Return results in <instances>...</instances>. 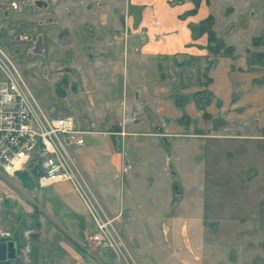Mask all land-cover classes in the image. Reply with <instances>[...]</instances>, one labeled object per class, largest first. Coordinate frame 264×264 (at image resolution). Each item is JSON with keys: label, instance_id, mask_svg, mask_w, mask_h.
Returning <instances> with one entry per match:
<instances>
[{"label": "rangeland", "instance_id": "obj_1", "mask_svg": "<svg viewBox=\"0 0 264 264\" xmlns=\"http://www.w3.org/2000/svg\"><path fill=\"white\" fill-rule=\"evenodd\" d=\"M23 1L0 0V49L47 115H70L81 125L91 117L100 131L109 114L100 104L117 95L101 92L111 65L92 26L123 22L126 0H39L38 9L33 0ZM206 19L193 29L196 35L209 27ZM210 19L214 46L208 55H226ZM81 32L96 46H84ZM135 53L126 47L117 63L120 75ZM208 55L138 67L151 72L152 85L159 76L165 86L153 97L162 99L160 113L168 122L154 124L150 134L160 136L145 138L138 152L133 154L132 145L117 149L114 126L69 148L90 189V208L100 207L113 221L121 254L95 248L94 221L69 182L40 190L33 174L24 171L14 177L0 173V242L16 243V258L0 264L25 259L29 264H196L191 250L212 251L217 258L227 249L231 263L253 264L250 243L256 244V264H264V61L249 63L241 100L235 98L238 106L223 109L212 100ZM85 75L100 89L96 98L93 86L84 85ZM149 110L156 117L154 108ZM30 231L37 233L35 240L27 239ZM238 248L246 251L244 261L237 259Z\"/></svg>", "mask_w": 264, "mask_h": 264}, {"label": "crops", "instance_id": "obj_2", "mask_svg": "<svg viewBox=\"0 0 264 264\" xmlns=\"http://www.w3.org/2000/svg\"><path fill=\"white\" fill-rule=\"evenodd\" d=\"M21 3L24 1L22 0ZM125 4L123 22L120 24L112 22L109 27L107 24L103 26L101 22L92 26L95 32L97 30L101 34L102 47L109 55L108 61L111 65L108 69L110 79L101 92L115 93L117 97L109 98L100 104L102 109L109 111L106 121L100 125L102 126L100 131L97 130L98 124L91 121V117L83 125L75 121L79 128L86 129L93 125L97 132L106 133L108 130H105L104 126H114L115 132H111L113 134L111 137L113 143L119 142L117 149L125 151L126 145H132L133 154L143 148L142 143L146 141L145 138L160 136L150 133L154 124L161 123L165 127L168 123L165 113H160L159 106L164 104L160 103V101L163 102L162 99H154L159 92L165 90V86L160 82L159 76L158 81L152 85L151 72L145 67L138 70V67L149 61L170 62L192 55H208L209 47L214 44L208 42L206 33L196 35L193 30L207 17L213 19L212 31L217 37L216 42L220 43L224 50L230 51V54L219 56L209 54L210 56L207 57L210 62L207 76L211 81L209 89L212 100L219 102L223 109H236L238 106L236 102L241 100L240 95L245 88L246 77L250 75L248 74L251 71L248 69L249 63L256 60L264 61V0H126ZM12 7H16L15 3H12ZM45 8L48 10L50 6L46 4ZM219 23H222L221 29L217 28ZM85 25L83 23L81 30L86 34ZM84 32L79 35V40L83 41L84 46H96L97 41H90ZM83 36L86 38L83 39ZM130 45L136 53L130 54L129 69L120 75L117 63L121 56L125 55L126 47ZM136 62H140V65L136 66ZM83 79L84 85L89 86L87 75ZM94 83H90L93 87L89 88L92 89L96 98L97 90L100 89H96ZM132 93L135 95L133 96ZM95 98L92 100H96ZM155 101L157 105L153 104ZM150 107L154 108V113L157 114L155 118L152 117L153 114H150L152 113L149 110ZM135 108L137 115L132 114ZM94 109H96L95 105ZM140 126L146 129H137ZM124 154H121V158H124ZM118 155L119 153L115 157ZM195 238L201 237L197 235ZM255 245L250 243L249 246L253 248L248 254V259L253 264H256L259 258L254 253ZM211 247L212 243L207 245V249L212 250ZM195 249L197 251L198 246ZM228 250L217 258L212 251L206 255L193 253L192 250L191 253L196 264H230ZM245 254L244 248L237 249L238 260L244 261ZM233 258L235 259L236 255Z\"/></svg>", "mask_w": 264, "mask_h": 264}, {"label": "built area", "instance_id": "obj_3", "mask_svg": "<svg viewBox=\"0 0 264 264\" xmlns=\"http://www.w3.org/2000/svg\"><path fill=\"white\" fill-rule=\"evenodd\" d=\"M0 74V173L14 177L30 171L40 190L53 183L69 182L94 221L91 239L95 248L121 254L122 243L113 230V221L100 207L90 208V189L69 152V148L82 147L86 136L101 132L93 125L79 128L70 115H47L2 49ZM126 168L124 161L121 171Z\"/></svg>", "mask_w": 264, "mask_h": 264}, {"label": "water", "instance_id": "obj_4", "mask_svg": "<svg viewBox=\"0 0 264 264\" xmlns=\"http://www.w3.org/2000/svg\"><path fill=\"white\" fill-rule=\"evenodd\" d=\"M34 4L39 7L41 6V2L34 1ZM44 6V5H42ZM37 238V234L33 231L27 233V239L35 240ZM28 250V247H27ZM16 258V243L14 241L8 242H0V262L3 261H12ZM20 264H29V261L25 259L23 263Z\"/></svg>", "mask_w": 264, "mask_h": 264}, {"label": "trees", "instance_id": "obj_5", "mask_svg": "<svg viewBox=\"0 0 264 264\" xmlns=\"http://www.w3.org/2000/svg\"><path fill=\"white\" fill-rule=\"evenodd\" d=\"M206 22L208 23V25H209V27L208 28H206V29H204L203 27H201V29H200V32H203V33H206L207 35H208V42L209 43H211V41H212V39H214V37H213V34H212V32H211V30H210V28H211V22H212V20L210 19V17H208L207 19H206ZM213 42V41H212ZM222 46V45H221ZM221 46H216V48H220ZM223 48V47H222ZM209 50H210V48H209ZM211 50H213V49H211ZM213 53H214V51H212ZM218 52H216V54H217ZM225 54H230V51L228 50V49H225V52H224ZM215 54V53H214Z\"/></svg>", "mask_w": 264, "mask_h": 264}, {"label": "flooded vegetation", "instance_id": "obj_6", "mask_svg": "<svg viewBox=\"0 0 264 264\" xmlns=\"http://www.w3.org/2000/svg\"><path fill=\"white\" fill-rule=\"evenodd\" d=\"M30 263V262H29ZM17 264H20V263H17Z\"/></svg>", "mask_w": 264, "mask_h": 264}]
</instances>
